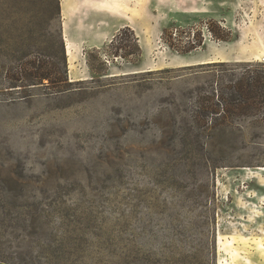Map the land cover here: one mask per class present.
Here are the masks:
<instances>
[{
    "label": "rangeland",
    "instance_id": "obj_1",
    "mask_svg": "<svg viewBox=\"0 0 264 264\" xmlns=\"http://www.w3.org/2000/svg\"><path fill=\"white\" fill-rule=\"evenodd\" d=\"M56 4L0 0V264H264V0H59L21 98Z\"/></svg>",
    "mask_w": 264,
    "mask_h": 264
},
{
    "label": "trees",
    "instance_id": "obj_2",
    "mask_svg": "<svg viewBox=\"0 0 264 264\" xmlns=\"http://www.w3.org/2000/svg\"><path fill=\"white\" fill-rule=\"evenodd\" d=\"M60 20L61 8L57 0L51 21L60 23ZM45 40L47 38L41 34L35 39V44L26 36L20 38V50L17 51L18 57L15 58L16 66L7 73L6 78L11 92L22 96L21 98H31L36 86H42L53 93H62L67 91L72 84L68 79L67 56L61 23L54 42H50L47 50L43 49ZM45 81L48 82L45 83ZM246 101L244 100L243 103L246 104Z\"/></svg>",
    "mask_w": 264,
    "mask_h": 264
}]
</instances>
